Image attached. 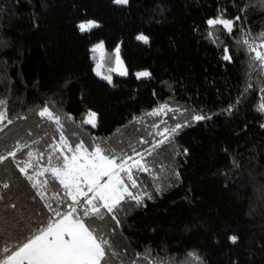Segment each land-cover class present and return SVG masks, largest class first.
<instances>
[{"label":"trees","instance_id":"trees-1","mask_svg":"<svg viewBox=\"0 0 264 264\" xmlns=\"http://www.w3.org/2000/svg\"><path fill=\"white\" fill-rule=\"evenodd\" d=\"M238 15L232 33L207 24ZM89 20L98 26L81 33L78 25ZM141 34L148 43L136 39ZM262 38L264 0H0V111L13 121L6 128L3 121L0 133L7 152L0 163V261L12 254L4 250L15 252L53 224L46 203L55 208L66 200L58 185L46 193L56 199L43 200L28 171L35 154L47 159L45 149L63 128L73 146L100 144L117 156L135 150L155 162L175 151L181 160L171 192L162 195L140 173L148 194L141 203L122 202L119 223L110 215L90 222L109 241L107 264H264V67L249 51L264 53ZM97 42L119 48L125 77L108 83L94 74L90 48ZM139 71L149 78L136 79ZM165 104L189 112L147 115ZM45 106L61 124L39 117ZM90 111L95 127L82 119ZM190 114L211 118L190 121L153 147L161 139L153 124L172 128ZM58 159L57 151L54 166Z\"/></svg>","mask_w":264,"mask_h":264},{"label":"snow or ice","instance_id":"snow-or-ice-1","mask_svg":"<svg viewBox=\"0 0 264 264\" xmlns=\"http://www.w3.org/2000/svg\"><path fill=\"white\" fill-rule=\"evenodd\" d=\"M113 2L123 5L127 4L128 0H113ZM239 20V15L234 19L217 17L209 18L207 24L210 27L221 25L228 33H232L234 23ZM97 26L94 21L89 20L81 22L78 29L83 33ZM211 35L210 32L209 36ZM136 39L148 43V37L145 35H138ZM244 43L248 44V41L245 40ZM102 47V44H97L91 51L96 52L97 49H102ZM260 47H264V43ZM249 51L255 53V59L261 62L262 67H264V53L257 51L255 46H250ZM223 52V59L230 61L228 48H224ZM115 63L116 67L112 68L111 71H118L122 76L127 75V71L123 69L120 60L119 48L115 52ZM101 67L102 64L98 62L94 69L97 76L101 75L99 71ZM149 76L150 73L147 71L136 73L137 79ZM102 78L111 83L110 76H103ZM3 103V101H0V104ZM258 110L264 113V103L260 104ZM227 111H232L231 106ZM169 112L183 116L189 110L171 108L165 104L151 110L147 115L157 117L167 115ZM38 115L41 118L46 117L49 121L54 120L57 125L61 124L60 117H54L47 106L43 107ZM172 118L175 119V115ZM210 118V116L204 114H190L183 124L176 123L174 127L163 128V130H160L159 124H153L152 127L157 129L154 135L161 137L153 144V147L165 143L182 126H188L190 121L199 122ZM6 119V112L0 111V122ZM96 120L97 114L90 111L88 119L84 123L95 127ZM12 123L11 119H7V124L4 127L6 128ZM3 130V128H0V133H3ZM60 131L59 142L53 143L45 149L51 154L47 156V159H45L44 151L35 154V159L32 156V163L29 164L28 171L35 172L38 185H34V187L40 188L43 200L56 199L55 196L46 197V193L53 191L55 186L58 185L62 189L63 196L71 203L67 204V211H61L60 209V205L66 203L64 199L59 200L55 208L51 203H46V207L54 212L56 217L53 220L54 228H50L37 240L20 249V253H24V255H20V253L11 255L10 264H25L27 258H35L36 264H102V261L107 264L108 256L105 246L109 244V241L98 235L96 227L90 226V222L94 223L97 220L103 222L110 215L112 220L119 223L116 212L122 202L132 200L139 204L148 195L146 192L133 191L139 188L135 174L150 171L142 153L133 150L132 155L121 153L117 156L114 151L104 148L100 144H96L92 150H89L83 142L76 143L73 146L63 134V128ZM28 147L29 145L26 144L25 148L20 149V152ZM57 151L62 158V162L58 159L57 164L54 166L52 163L53 155ZM184 153L187 154V149L184 150ZM15 155L13 153V156ZM5 159L7 157L0 158V163H3ZM78 212H81V214L78 215ZM230 240L235 243L237 237L232 236ZM13 252L14 250L10 251L9 248L4 250L7 255ZM192 255V253H189V256ZM29 264H31L30 260Z\"/></svg>","mask_w":264,"mask_h":264},{"label":"rangeland","instance_id":"rangeland-1","mask_svg":"<svg viewBox=\"0 0 264 264\" xmlns=\"http://www.w3.org/2000/svg\"><path fill=\"white\" fill-rule=\"evenodd\" d=\"M115 5H118V4H115ZM123 5H125V4H123ZM166 23H168V21L163 22V24H166ZM86 32H88V31H86ZM83 33H85V32H83ZM138 41L141 43H144L143 41H140V40H138ZM97 44H102L103 45L102 49H97L96 52H92L91 50ZM116 49H114L113 51H107L104 47L103 42H97L94 45H92V47L90 48V56H91V60L94 64L93 72L96 75L94 69L96 67V64L98 62H100L102 64V67L99 69L101 75L100 76L96 75V76L98 78L102 79L103 81L108 82L107 80L102 78L103 76H110L111 77V83H112L114 76H119V77H125L126 76V75H123V76L120 75L118 71H111L112 68L116 67V63H115ZM120 60H121V58H120ZM122 65H123V69L126 70L123 62H122ZM139 72H142V71H139ZM136 73H138V72H136ZM136 73H135V77H136ZM148 78L149 77H143V78H140L138 80H145ZM136 79H137V77H136ZM88 115H89V113H86L83 115V118H82L83 121H86L88 119ZM90 126H92V125H90ZM1 127H2V122H0V128ZM12 146H14V145H12ZM9 149L12 150L13 148L11 147ZM5 155H7V152L5 149V144L1 143L0 144V158H2ZM146 162L150 168V171L147 172V174L150 175V177H151V179H152V181H153V183H154V185H155V187L159 193H161L162 195H165V194L171 192L174 188H176V186L178 184V169L180 168L181 160L179 159V156H177L175 151L172 152L165 160L163 159V160H159V161L155 162L153 159L148 158ZM139 174L140 173L135 174L136 178L138 179L139 188L136 190H133V191L145 192L144 184L140 180ZM50 228H54V224L50 225L48 228H46L44 231H42L36 237L29 240L22 247H20L18 250L13 252L11 255H15L17 253H20V249L25 248L26 246L31 244L32 241L37 240L38 237L42 236L43 233L47 232ZM20 255H24V253H20ZM29 260L31 261V264H36L35 258H27L25 260V264H29ZM3 264H10V257H8L7 260L5 262H3Z\"/></svg>","mask_w":264,"mask_h":264},{"label":"crops","instance_id":"crops-1","mask_svg":"<svg viewBox=\"0 0 264 264\" xmlns=\"http://www.w3.org/2000/svg\"><path fill=\"white\" fill-rule=\"evenodd\" d=\"M8 257H10V256H8ZM8 257H6V258L3 259L2 261H0V264H3V262H5V261L7 260Z\"/></svg>","mask_w":264,"mask_h":264}]
</instances>
